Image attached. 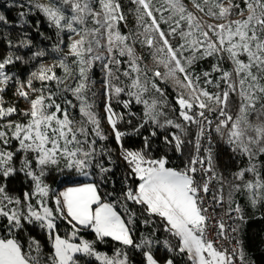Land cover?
I'll return each mask as SVG.
<instances>
[{
	"label": "snow or ice",
	"instance_id": "obj_1",
	"mask_svg": "<svg viewBox=\"0 0 264 264\" xmlns=\"http://www.w3.org/2000/svg\"><path fill=\"white\" fill-rule=\"evenodd\" d=\"M25 2L29 11L35 8L47 18L57 29L58 36L69 35L67 52H63L61 39L54 45V51L61 53L58 61L52 65L40 64L26 81L6 70L21 57L13 58L9 53L0 59V177L7 180L22 173L30 181V188L22 196L9 194L7 184H0V218L6 221L3 227L8 233L0 236V264H79L77 254L94 257L99 264H132L128 249L139 253L141 264H174L173 258L162 260L157 255L161 245L167 252L186 255L188 264H236L237 256L243 264L242 243L227 236L229 230L237 233L239 226L226 227L223 217L209 215L214 211L212 205L223 207L225 202L223 178H220L219 195H213L210 201L206 199L216 173L210 147L204 149L206 156L199 154L200 137L211 130L215 121L214 131L226 139L233 152L249 161L248 167L234 175L241 181L246 173H251L253 178L242 186L232 187L237 192L243 187L250 194L253 207L264 204V172L254 162L264 156V0H243V8L234 0H191L195 11L183 0H164L166 8H155L153 0H134L142 31L132 34L119 30V23L125 19L119 0ZM197 13L217 22L208 23ZM25 15L20 13L22 18ZM233 15L238 18L232 19ZM0 22H7L3 13H0ZM90 22L92 27H89ZM161 23L169 25L167 33ZM177 35L182 43L174 47L169 37ZM21 43L27 47L31 41ZM9 44L11 46V42ZM136 44L154 49L151 53L154 63L162 65L165 71L157 67L149 80L150 70L147 66L141 67L142 58L136 55ZM45 54L40 50L33 57ZM208 57L216 58L212 72L220 76L213 81L212 73L205 71L203 81L205 85L215 84L219 91L210 92L202 87L201 75L192 70L199 60ZM221 61L230 62L231 71L221 67ZM97 64L104 76L105 117L120 149V158L128 168L126 186L119 195L103 191L101 187L107 181L106 174L112 171L104 158L108 165L113 160L111 150L103 146L97 149L98 140L108 139L88 95L91 84L95 83L90 73ZM124 64L127 67L121 71ZM57 68L63 70V76L56 74ZM121 75L128 78L130 84H123ZM157 79L172 82L179 117L199 128L196 155L189 157L182 168L168 166L166 157H153L149 137H144L140 148L124 147L123 140L128 133L118 127L124 117L112 106L115 98L128 109L134 99L135 103L144 105L140 128L151 123L157 128L171 126L183 131V125L172 119L160 122L159 117L164 113L158 100L150 103L143 98L149 84L161 96L165 95ZM36 82H39L38 87ZM52 82H55V90ZM10 83L15 84V96L27 103L26 108L20 109L4 99L3 93ZM125 92L130 99L120 100ZM232 94L239 97L234 116L228 110ZM69 95L79 103H74ZM92 97H95L94 92ZM71 109H78L80 119L72 115ZM14 116L19 119H13ZM156 135L154 129L151 136ZM170 135L171 139L163 137L164 142L182 151L184 140L175 132ZM18 153L23 154L19 167L15 161ZM53 168L69 174L62 190H55L46 182ZM71 173L85 180H76ZM130 205L139 206L146 216L145 224L154 222L153 217L159 218V226L169 239L161 241L154 231L135 238L137 214ZM224 216L229 220H244L240 205L233 206L231 193ZM60 221L71 228L69 234H60ZM25 223L45 230L52 247L48 257L41 258L38 242L33 241L26 251L16 238ZM210 228L216 230L215 236L210 235ZM81 229H90L98 240L110 238L121 247L108 255L97 250L94 240L80 237L76 242ZM229 239H234L237 246L222 247L220 241Z\"/></svg>",
	"mask_w": 264,
	"mask_h": 264
},
{
	"label": "trees",
	"instance_id": "obj_2",
	"mask_svg": "<svg viewBox=\"0 0 264 264\" xmlns=\"http://www.w3.org/2000/svg\"><path fill=\"white\" fill-rule=\"evenodd\" d=\"M36 1L33 0V3ZM184 4L192 11H195L191 0H183ZM121 5V11L124 14L125 19L121 21L118 25L119 30L124 34H132L142 29L138 26L137 22V5L134 0H119ZM234 3H239L241 8L244 7L243 0H234ZM153 5L155 8H166L164 0H153ZM98 8V5H97ZM24 12L26 15L22 18L20 13ZM0 13H3L6 17V23L0 22V59L5 58L11 53L13 58L19 56L22 59L16 60L12 65L7 66V71L9 74L15 75L22 81H26L32 71H35L40 64L52 65L56 63L61 55L60 52L54 51V45L60 43L62 39L64 44L61 45L63 52H67L68 35L67 33H61L59 36L57 34V29L50 25L47 18L35 8L29 11L28 4L25 0H0ZM159 18L160 13H155ZM203 20L208 23H216L213 18L205 16L203 13ZM168 13L165 11L164 16L167 17ZM199 15V14H198ZM238 18L236 15L232 16V19ZM89 27H92L91 22ZM161 28L167 33L169 29L168 24L161 23ZM170 42L173 46H178L182 41L179 36L169 37ZM30 40L31 44L25 47L21 41ZM11 42V46L9 44ZM45 51V56L43 57H33V54L37 51ZM136 55L141 57V67L147 66L150 70L148 73L149 80L152 79V71L157 67L161 72L165 69L162 65L157 66L154 63L152 52L154 49H149L146 46L136 44L135 45ZM126 59V58H123ZM71 61H69L70 63ZM217 63L215 57H208L206 59L199 60L193 67L198 75H201V83L203 85L202 73L208 71L212 73L213 81H216L220 73L212 72L213 64ZM221 67L225 70L231 71L232 65L230 62L221 61ZM127 65L121 66V71L126 68ZM56 74L58 76H63V70L57 68ZM91 80L94 84H91V91L88 93L90 97V102L94 103L95 111L98 113L101 121V129L103 133L108 136L107 140H98L97 149L103 146L106 149L111 150L113 163L111 165L107 164V158L105 157V164L112 168V171L107 173V181L101 185L102 190L106 192H112L115 195H119L120 192L126 186V177L128 176V168L125 162L120 158V149L116 144L114 136L112 135V129L105 117V95L103 89L104 76L100 69L99 64H97L90 73ZM120 80L123 84H130V80L123 75L120 76ZM71 83V81H68ZM158 86L163 89L165 95L161 96L154 89H151V84H149V91L144 94L143 98L148 100L150 103L153 99H156L160 103V110L164 113L159 117L160 122L163 123L165 118L172 119L177 123L183 125V131L176 129L171 126H166L165 128H157L155 125L148 123L144 127L140 128L139 125L143 122V112L144 105L135 103L133 99L130 107L124 109L123 105L117 102L115 98L112 100V106L117 113L123 114V120L118 123V127L121 131L127 132L128 135L124 137L123 144L124 147L130 149H136L143 146L144 137H149L151 140V155L153 157H166L168 160V166L182 168L188 161L189 157L196 155L195 142L197 138V133L199 128L196 124H188L179 117V108L175 104L176 89L172 82L162 81L157 79ZM36 86H39V82H36ZM51 87L55 90V82L51 83ZM208 91L215 92L219 91L215 87V84L206 85ZM220 88H224L223 82L220 84ZM15 84L10 83V86L3 93L4 99L12 104H17L18 108L24 109L27 107L25 101L17 100L15 96ZM95 93V97H92V93ZM73 102L78 104L79 102L72 98ZM120 100H128L130 97L127 92L123 93L119 97ZM239 107V97L232 94L229 98L228 110L233 116L238 111ZM259 107V106H258ZM195 111V110H194ZM72 115L76 119H80L78 109H71ZM13 119H19V117H13ZM139 128L138 131L136 129ZM156 130L157 135L152 137L151 132ZM215 129V124H214ZM175 132L180 135L184 140V145L182 151L178 152L172 145L166 144L163 137L169 136L171 139V133ZM214 145L212 149V161L213 168L216 173V179H214V186L216 190L221 188V177L223 178V189L226 191L227 196V208L229 206V193H231V201L233 206L239 204L243 210L244 220L238 221L239 226V236L240 242L243 245V262L245 264H264V204H257L253 207L250 203V194L241 187L239 192L235 191L232 187L235 184H241V186L247 181L252 179L251 173H246L243 181L237 180L235 178V173L243 168L248 167L249 161L247 157L242 156L239 153L233 152L231 147L226 143L225 138H221L216 132L214 133ZM201 144V139H200ZM15 148V141H13V150ZM202 150V149H201ZM200 150V152H201ZM22 153H18L15 161L17 167H19V161L21 159ZM99 159V158H98ZM258 169L264 172V156L258 157L255 161ZM68 173H60L55 168H53L46 178V182L55 190H60L65 186L64 181L68 176ZM72 178L80 181H84L75 173L70 174ZM97 179H99L97 174ZM133 182V181H129ZM0 184H7V191L9 194L22 196L25 190L30 188V181H28L22 173H17L13 177H9L5 180L0 177ZM51 203V202H50ZM131 206V205H130ZM137 214L136 223L134 225L135 232L134 237L139 238L142 234L148 235L155 232L157 238L161 241L164 239H169L168 234L163 231L159 226V218L153 217L152 221L148 224L143 223L146 216L142 214V210L139 206H131ZM6 221L0 218V236H7V231L4 229L3 225ZM69 226L61 221L58 224V230L62 236L69 233ZM89 240L96 241V248L100 251H106L108 253H113L114 249L121 247L117 242L112 241L107 238L103 241L98 240L95 234L90 229H85L82 232ZM16 238L24 245L25 250H28L29 244L33 241L38 242L40 245V256L42 259L48 257L52 252L51 241L49 240L44 229H41L35 224H24V228L16 233ZM175 243V240H172ZM130 254V259L132 264H141V257L139 253L134 249H128ZM33 252L35 248L33 245ZM157 255L163 260L165 258H173L174 264H188L187 256L179 254L177 252H167L163 245L160 246ZM79 264H99L95 259H81Z\"/></svg>",
	"mask_w": 264,
	"mask_h": 264
},
{
	"label": "built area",
	"instance_id": "obj_3",
	"mask_svg": "<svg viewBox=\"0 0 264 264\" xmlns=\"http://www.w3.org/2000/svg\"><path fill=\"white\" fill-rule=\"evenodd\" d=\"M211 118V117H210ZM214 124L215 121L212 125L211 130H206L205 134L203 136L200 137L201 139V152L199 153L201 156H206L207 153L204 151V149L209 148L213 149V145H214V139H215V131H214ZM197 179H200V176H197ZM213 195H219V190H216L215 186H214V180L211 182L210 184V193L208 194V196L206 197V199H208L209 201L211 200V197ZM223 195L225 197V202L223 204V207H221L220 205H212V208H214V211H210L209 215L212 217H223L226 223V227L227 226H231V227H236L238 225V220H229L227 216H224L225 211L227 210V196H226V191L223 189ZM235 215V214H233ZM213 223H215V221H213ZM210 235L211 236H215L216 234V230L213 228L209 229ZM227 236L229 238L235 237V239H238L240 241V236H239V231L237 233H232L230 230L227 232ZM220 244L222 247L224 248H232V247H236L237 245L235 244V240L234 239H229V240H222L220 241ZM236 264H241L240 258L239 256L236 257ZM243 264H245L243 262Z\"/></svg>",
	"mask_w": 264,
	"mask_h": 264
},
{
	"label": "rangeland",
	"instance_id": "obj_4",
	"mask_svg": "<svg viewBox=\"0 0 264 264\" xmlns=\"http://www.w3.org/2000/svg\"><path fill=\"white\" fill-rule=\"evenodd\" d=\"M36 1V0H35ZM41 2H47V0H41ZM195 10V9H194ZM199 14V16H201L202 18H203V15H201L200 13H197V15ZM201 86L202 87H206V85H203L202 83H201ZM207 88V90H208V87H206ZM81 179H84L85 180V178H83V177H80ZM63 189V188H62ZM62 189H60V190H62ZM61 222V221H60ZM83 231H85V229H81L80 230V232H79V234H78V238H77V240H76V242H79V238L80 237H82L83 239H86V240H89L82 232ZM71 232V228H69V233ZM68 233V234H69ZM98 250V249H97ZM98 251H100V250H98ZM101 252H104V253H107L108 255H112L111 253H108V252H106V251H101ZM77 259L78 260H81V259H95L94 257H83L82 255H80V254H77Z\"/></svg>",
	"mask_w": 264,
	"mask_h": 264
}]
</instances>
